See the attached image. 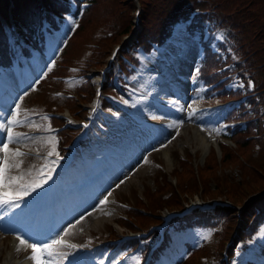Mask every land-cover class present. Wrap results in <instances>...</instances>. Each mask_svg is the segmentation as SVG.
Here are the masks:
<instances>
[{
    "label": "rangeland",
    "instance_id": "obj_1",
    "mask_svg": "<svg viewBox=\"0 0 264 264\" xmlns=\"http://www.w3.org/2000/svg\"><path fill=\"white\" fill-rule=\"evenodd\" d=\"M110 1H114L117 4L115 0H106L105 4ZM138 1L142 2V0H125L124 2L130 7L126 12L131 15L132 22L130 23V27L132 26V28L136 25L134 12L135 8L139 5ZM141 10L144 12L143 7ZM141 15L140 20L143 21V17L145 16L144 14ZM105 16V19H107H104L103 22L97 25V29H94L95 32L92 35L86 36L72 50L71 48H67L64 54L66 63H68L67 65L60 64L58 59L57 62L59 64H56L63 68V73L81 69L85 59L95 49L97 39L106 32L110 30L116 31L119 28L122 20L118 19L120 17L118 9ZM149 16L148 14L145 20H149ZM102 18V13L97 14L94 22ZM75 23V18L69 15L66 17V22L63 26L51 34V38L54 37L51 47L52 54L38 55L28 59L30 67L33 68L35 66L33 77H26L24 75L25 72L16 73L17 64L13 66V69H7L0 75L9 77L14 85V92L10 97L0 100V123L6 122L11 115L15 114L16 106L19 105L20 113L18 118L23 123L13 128V134H25L19 141L9 144L10 152L19 149V146L21 148L30 146L38 147L47 153L53 152L54 148V154H57V135L52 130H47L52 128L49 121L45 119L49 114L41 117L40 114L32 115L33 113H44V111L52 110L50 108L58 107L61 103L58 101L64 98V95L58 91L67 92L72 89L65 81L60 80L58 76H53L54 73L43 77L41 80L39 79L44 75L46 70L53 66V56L57 55L61 57V52L68 42L65 39H67ZM136 28L137 26H135L134 30L138 29ZM141 31L139 29L138 32ZM259 37L261 36L258 34L254 38L255 45ZM122 40H125V36L121 34L111 44L107 45V51L102 55V60L98 62V65H92L89 68L90 76L98 74L100 68L105 66L103 64L108 62L111 49ZM64 41L65 44L63 46ZM126 41H122L121 43L125 42V46ZM134 54L139 55V52L135 51ZM201 55L202 46L200 43L190 36L188 31H183L176 33L175 37L173 36L168 40L158 52H153L152 60L141 56L142 62L136 68V71L130 75L125 94H116L117 97L126 103L127 108L112 109L113 114L109 115L108 118L101 116L105 125L100 129H96L91 142L86 143L85 147L81 150L78 163L68 170L60 171V176L64 181L70 180V183L77 185V183L83 184L90 181L95 174L104 168V165L111 168L117 167L113 173L104 177L98 183L96 189L93 188L92 191L87 190L82 195L75 197L74 204L76 208H74L73 215L59 227L64 230V233L67 232V235L71 239L88 245L89 264H94L93 260H97L98 264L121 263L122 256L130 252L131 247H122V243L118 242L117 248L114 251L109 250L112 245L117 243L116 241H106L110 235L108 233L112 231L114 220H111V218L115 219L119 213H124L129 208L128 203L135 208V221L141 220V215H143L146 221V216H153L156 212H164L165 209L159 210V207H161L159 205H161V201L165 197L161 193L164 192L167 195L172 190L176 180H178L177 173L183 178H189L190 185L194 182L197 184V190L193 194L191 191H188L185 196L179 194V197H184L185 200L189 197H192V200L199 197L205 199L207 197L205 195L214 191L219 192V187L226 185L225 180L228 176L239 183L245 179L243 176L249 174L252 176L250 179L254 178V182L257 180L261 181L264 186V180L259 178L261 176L264 179V171L261 173L258 170V164L264 161V148L260 149L256 145L244 148L239 143L235 141L231 142L224 136L225 132H228L225 129L227 123L224 119L226 118L227 109L231 107L232 101L221 104L215 100L226 99V96H220L214 92L209 97L205 91L206 87L198 79L194 78L191 81L192 76L194 77L196 74ZM251 55L257 58L258 52L252 51ZM170 75H173V78ZM71 76L72 74L65 76V78L69 79ZM233 78L234 76L227 81L229 86L236 87L241 84L240 81H234ZM250 88H252V79H249L242 91H248ZM159 92L162 95H166L163 92H167V95L173 96L176 100V107L171 106V110H166V101L162 100L163 104L156 102L157 100L161 101L156 98ZM86 102L87 106L89 101ZM31 103H33L32 108L30 107ZM63 113L65 114L66 111L64 110ZM147 115H150L151 118ZM156 115L161 116V118H166L162 117L166 115L170 118V121L168 123H152L151 120H156ZM30 124H34L38 128L30 127ZM42 129H45V131L42 132ZM2 135L3 138L0 140V146L7 142L4 132H2ZM200 135L205 142L207 141V143L211 144L212 154L215 157V165L212 163L210 168L204 171L201 165H205L207 155H203L202 153V148L198 141ZM53 137L55 140L50 143ZM214 141L217 143L219 141L228 142L225 146L234 153L236 159L233 161L228 160L224 164L222 161L224 144H222L221 150L217 151ZM3 155L4 153L2 152L0 159L3 158ZM85 157H91L92 160L88 163L87 168L82 169L80 164L84 163ZM12 160L22 161L20 170L13 169L11 175L14 177L24 175L25 179L22 183L25 184L33 180H43L44 185L47 180L46 172L48 173L49 170L51 172L52 168L61 164V160H58L54 155L38 156L37 154H25L23 157H13ZM241 163L253 169L259 175L245 169ZM89 170L90 172L86 174ZM214 172H217L219 177L223 178L221 183L213 175L215 174ZM81 177L85 181L77 182L76 179H81ZM204 186H207L206 188L209 189H206ZM41 188L38 187L35 191L31 192H36ZM245 189H248V186ZM259 190L250 191L240 203L248 202ZM106 196H108L107 203L101 205V201ZM173 196H178V193L174 192ZM229 197L227 192H224L220 193L219 197L215 199L228 200V203H230L231 199ZM154 199L156 202L153 204ZM210 199L214 198L205 200ZM24 204V202H19L20 206L15 207V210L16 208H20L21 210L26 209V205ZM241 207L242 205H237L234 209H240ZM28 211L29 209L26 212ZM102 211H104L106 216L103 217L105 218L103 219V223H98V226L90 225L89 222L86 223L80 220L83 215L88 214L92 216ZM78 212H82V214L80 215ZM132 216L130 215L128 220L133 219ZM25 221L26 219L23 215L16 214L13 211L10 213L9 208H4L0 211V264H5V255L11 247L10 240L14 236V231H18L19 233L21 231L25 232L24 228H17L26 225ZM121 228L118 227V229ZM29 235L31 236V238L28 236L30 243H50L53 239H57L55 231L46 230L40 226L34 227L33 231L29 232ZM173 235H175L174 238L177 242H181L176 251L173 252L176 255L184 253L183 241H189L195 246H199L203 239L208 240L210 244L218 243L221 239L219 233H216L213 229L203 227L186 232H178L177 234L173 233ZM205 237L208 238L206 239ZM257 239L261 243L264 242V225ZM98 243L101 244L95 247V244ZM256 243L251 242L248 253L243 250H237L233 263L244 262L248 258V254H257L255 255L257 257L259 252ZM59 250L67 253V255L63 259L54 257L53 264H72L69 263L70 259H75L78 264L79 255L83 253L78 248L72 252L71 250L69 251V248H59ZM84 252L86 253L87 251ZM31 254V249H22L19 252H15L14 256L17 259L24 258L26 261L29 260ZM127 255L129 256L123 264H126V260L128 264H141L144 258V254H140L139 256L136 251L130 252ZM261 258L260 263L264 264V257ZM201 259L203 260L202 264L210 263L206 258ZM31 262V264H34L32 260Z\"/></svg>",
    "mask_w": 264,
    "mask_h": 264
},
{
    "label": "trees",
    "instance_id": "obj_2",
    "mask_svg": "<svg viewBox=\"0 0 264 264\" xmlns=\"http://www.w3.org/2000/svg\"><path fill=\"white\" fill-rule=\"evenodd\" d=\"M12 1L14 4L12 12L15 16L18 30L27 42L43 50L45 48V40L41 29L43 15L39 1ZM75 1L77 4L76 9H73L67 0H45L46 17L56 27H58L60 21L62 22L61 11H71L78 16V24L68 37V42L61 52V57L58 58L59 63L62 65L68 64L64 57L67 48H71L72 50L86 36L92 35L97 29V25L105 19V15L108 16L118 9V13L120 14L118 19L122 20V23L116 31L110 30L97 39L95 49L85 59L82 65L83 68L88 70L89 67L98 65V62L102 60L101 57L106 53L109 43L111 44L115 38L130 29V23L132 22L131 15L126 12L130 7L124 3L125 0H115L117 4L114 1L105 4L106 0H87L89 4L81 10V2L84 0ZM142 4L144 9L142 14L145 16L142 21V31L139 32L130 50L126 51L128 59L137 63V59L135 58L137 56L130 53L133 48L139 46L144 53L150 54L152 47L163 43L170 37L176 25L179 23L183 24L203 46L204 52L197 65L196 79L202 80L204 84L217 82L214 87L206 90L207 96L210 97L214 92L220 96H225L228 93L233 95L241 93V90L228 89L223 85L222 81H218V78L225 73H238L246 83L248 77L252 78L254 89L248 92L246 98L240 102V108H234L229 111L228 118H255L256 120L247 121L244 127L236 125L229 128V136L244 148L250 145H258L260 149L264 148V89H262L264 88V0H142ZM7 6H9V0H0V12L8 19L6 12ZM100 13H102L103 18L94 22L97 14ZM148 14L150 15L149 20H145ZM204 34H207L206 38H204ZM258 34L261 37L258 38L257 44L255 45L254 38ZM219 36L220 39H217ZM215 39H217L216 45L218 49L216 52L208 45L209 42ZM253 43L254 45L251 46ZM23 48L27 54L31 53L27 46H23ZM252 51L258 52L257 58L251 55ZM13 59L14 52L12 51V46L8 40L5 28L0 21V63L9 66L12 64ZM122 64L123 69L128 71V62L122 59ZM62 69L55 64L48 71L47 76L52 73L62 74L64 72ZM109 83L110 86L114 85L111 78ZM74 86L81 101L91 96L93 86L89 80L77 81ZM81 101L75 97H65L64 101L61 102L60 108L69 106L73 112H78L83 115L84 109ZM52 120L55 124L64 122L63 118L54 117ZM248 133L257 134V137H247ZM60 134L67 139L69 130H62ZM225 145L222 158L224 164L228 160L233 161L236 159L234 153ZM212 163L215 165V157L211 153L208 163L203 166V171L208 170ZM250 163L254 164L253 162ZM242 166L254 174L259 175L245 164H242ZM258 170L261 173L264 171V161L258 164ZM214 173L213 175L221 183L223 178H220L217 172ZM246 175L243 176L245 178L243 182L239 183L228 176L225 180L226 185L219 187V192L214 191L205 196L213 197L227 192L231 200L240 203L250 191L259 190L263 186L261 181L257 180L254 182V178L250 179L252 177L251 175ZM177 177V185L162 199L161 205L159 206H179L184 199V197L180 198L179 194L183 195L186 191H191L193 194L197 190L196 182L190 185L189 178H183L178 173ZM259 178L264 180L261 176ZM193 185L194 187H192ZM246 186H248V189H245ZM191 187L192 189H190ZM204 187L206 188L207 186ZM174 192L178 193V196L174 197ZM164 194V192L161 193V195ZM155 202L156 200L154 199L153 204ZM156 206L158 207V205ZM233 212L234 210L232 208L220 207L211 214L197 213L193 217L189 216L181 220L178 226L185 228L188 225L201 223L198 219L208 222H210L208 219H212L213 222L222 223L227 236L229 230L237 220ZM141 218L140 223L145 226L150 221L155 220L153 216H146V221L143 215H141ZM239 219V230L236 238L245 242L246 239L252 238L253 234L259 230L260 224L264 222V195L250 200L246 204V207L241 210V217ZM125 222L133 228L136 225L133 222ZM198 251H206V248L203 247ZM212 252L215 253L214 251ZM194 253L189 257L178 259L174 264H192L197 258V255Z\"/></svg>",
    "mask_w": 264,
    "mask_h": 264
},
{
    "label": "snow or ice",
    "instance_id": "obj_3",
    "mask_svg": "<svg viewBox=\"0 0 264 264\" xmlns=\"http://www.w3.org/2000/svg\"><path fill=\"white\" fill-rule=\"evenodd\" d=\"M238 86L242 87L243 85ZM19 113L20 109L19 105H17L16 113L11 115L10 118L6 120V122L0 123V131L5 133L7 140V142L0 146V152L4 153L3 158L0 159V206L13 205L15 207H19V202L23 200L25 195L31 191H35L38 187H42L44 183L43 180H33L25 184L22 183V181L25 179L24 175H17L15 177L11 175L13 169H16L17 171L20 170L22 163L21 160H12V158L23 157L25 155V153L19 149H16L12 152H10L9 149V144L13 143L14 141H19L25 135L22 133L13 134V128L23 123V121L18 118ZM45 119H47V117H45ZM29 126L38 128V126L34 124H30ZM47 130L50 131L51 129ZM54 140L55 138L53 137L50 143L54 142ZM54 152L55 149L53 148V152L48 153V155H53ZM8 189H12V192H8ZM104 202L107 203V200ZM67 234L68 233L66 232L65 235ZM205 238L207 239L208 237ZM17 240L19 241L20 246H23V248L31 249L32 254L29 259H31L34 264H53L54 257L63 259L67 255V253L60 251L59 248L75 247V245L67 244L62 238L53 239L50 243L43 244L29 243L19 236L17 237ZM21 250V247H17V252Z\"/></svg>",
    "mask_w": 264,
    "mask_h": 264
},
{
    "label": "bare ground",
    "instance_id": "obj_4",
    "mask_svg": "<svg viewBox=\"0 0 264 264\" xmlns=\"http://www.w3.org/2000/svg\"><path fill=\"white\" fill-rule=\"evenodd\" d=\"M9 105V104H8ZM162 119V118H161ZM198 141L201 145V148H202V153L203 155H207L206 156V160H205V164L208 163L209 161V157L212 153V150H211V144L210 143H207V141L205 142V140L203 139V137H200L198 138ZM218 149L221 150V146H218L217 147ZM211 150V151H210ZM88 163V161L83 165V166H86ZM201 166H205V165H201ZM177 185V181L175 183L174 186ZM9 192V189L7 190ZM187 191L185 193H183V196L187 195ZM29 194V193H28ZM203 198V197H202ZM208 198H212V197H206L205 199H208ZM199 199H201V197H199ZM204 199V198H203ZM182 201H185V198L182 200ZM84 208V207H83ZM78 214H82V212H78ZM106 214L104 213V211L100 212V213H97V214H93L92 216L90 215H83L81 216L80 220L82 221H85L86 223L89 222L90 225H95V226H98V223H103V217H105ZM17 237L16 235H14L11 240H10V244H11V247L9 250H7V254L5 255V259H4V263L5 264H31V259L29 260H26L24 258L22 259H17L14 255H15V252L17 250V247H21V249H24L26 250L25 248H23V246H20L19 244V241L17 240ZM24 239V238H22ZM65 242H67V240L65 238H62Z\"/></svg>",
    "mask_w": 264,
    "mask_h": 264
}]
</instances>
